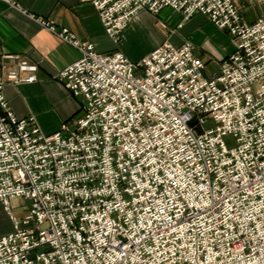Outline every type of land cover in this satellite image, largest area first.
Masks as SVG:
<instances>
[{"label":"built area","instance_id":"2783aa9c","mask_svg":"<svg viewBox=\"0 0 264 264\" xmlns=\"http://www.w3.org/2000/svg\"><path fill=\"white\" fill-rule=\"evenodd\" d=\"M256 1L254 22L240 0L93 1L116 46L142 11L170 9L185 22L203 15L235 45L215 78L189 42H165L134 63L38 21L81 53L56 78L84 104L72 126L46 135L4 94L35 82L20 76L30 66L0 78V203L15 228L0 238V264H264V0ZM15 199L31 202L22 220L11 213Z\"/></svg>","mask_w":264,"mask_h":264},{"label":"crops","instance_id":"0c3cea01","mask_svg":"<svg viewBox=\"0 0 264 264\" xmlns=\"http://www.w3.org/2000/svg\"><path fill=\"white\" fill-rule=\"evenodd\" d=\"M93 1L17 0L20 8L17 9L0 0V78L5 80L7 74L13 69L17 70L22 62L30 69L20 72V76L35 77L32 83L8 84L4 94L19 119L35 117L46 135L56 134L75 115L81 114L82 100L71 94L66 85L56 78L59 72L79 60L81 53L44 29L39 20L55 21L59 28L70 30L82 43L93 44L98 53L121 51L134 63L150 55L165 42L179 46L190 41L196 46L195 54L198 57L199 52L207 55L204 48V44L209 42L207 36H225L224 31L207 18L191 25V20L184 23V18L170 9L163 10L157 16L142 11L133 18L123 33L120 45L116 46L105 33ZM182 23L183 26L178 29ZM172 30L177 33L172 34ZM232 45L231 51L222 54L221 59L235 51L233 42ZM205 62L204 76L210 63ZM216 62L219 67L217 73L206 77H217L221 64L218 60ZM29 206L28 201L15 199L11 204V213L22 220L29 215ZM14 231L10 214L0 203V238Z\"/></svg>","mask_w":264,"mask_h":264},{"label":"rangeland","instance_id":"374dc122","mask_svg":"<svg viewBox=\"0 0 264 264\" xmlns=\"http://www.w3.org/2000/svg\"><path fill=\"white\" fill-rule=\"evenodd\" d=\"M240 1H241L239 4L240 10L243 13V15L246 16V19L249 22H254L256 19H258L260 17L261 6L256 0H240ZM157 15H155V16H157ZM203 19H206V17H204L203 15H196V16H194V18L191 19V21L189 23L191 25L192 24H199ZM184 23H186V22L184 21ZM182 26H183V23L178 27V29H180ZM175 33H177L176 30H172V34H175ZM224 35L225 36H220V37H216V38H212L211 36H207V40H209V42L204 44V48L206 49L207 55L204 52H199V54H198L199 57H201V59L204 58L205 61L210 62L207 70L205 71L206 76L217 73L219 67L216 64L217 63L216 61L218 60L219 64H222L223 61H225V59L227 57L221 59L220 56H222V54H227V52L231 51V48L233 47V45H232L233 40H231L232 38H230V36L227 33H225ZM187 42L191 43L190 41H187ZM195 48H196V46H195ZM80 99L82 100V102L84 104L83 98H80ZM81 108H82V106H81ZM78 115L79 114L75 115L68 122L69 126L73 125V122L78 117ZM213 124L214 123L211 121L208 123L207 127L208 128L214 127ZM227 144H228L229 148H234V146L236 145V141L233 140L232 138H227ZM29 204L31 206V202H29ZM30 206H29V209H30Z\"/></svg>","mask_w":264,"mask_h":264}]
</instances>
